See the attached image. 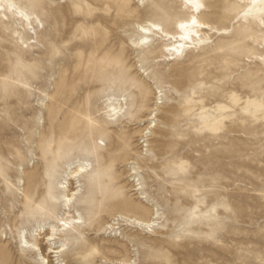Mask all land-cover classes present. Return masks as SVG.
I'll use <instances>...</instances> for the list:
<instances>
[{"label":"rangeland","instance_id":"rangeland-1","mask_svg":"<svg viewBox=\"0 0 264 264\" xmlns=\"http://www.w3.org/2000/svg\"><path fill=\"white\" fill-rule=\"evenodd\" d=\"M15 2L32 20L0 12V264H264V29L250 8L204 0L202 20L228 31L170 60L168 42H133L139 23L188 19L176 0ZM84 161L92 173L69 187L85 223L59 232V256L42 236L44 262L20 234L59 229L57 189ZM154 212L153 232L113 221Z\"/></svg>","mask_w":264,"mask_h":264},{"label":"bare ground","instance_id":"bare-ground-1","mask_svg":"<svg viewBox=\"0 0 264 264\" xmlns=\"http://www.w3.org/2000/svg\"><path fill=\"white\" fill-rule=\"evenodd\" d=\"M0 12L7 15L8 12L13 13V15L22 21L30 22L32 19L30 14L24 11L23 8L19 7L15 0H0ZM144 1V0H142ZM181 4L183 8L189 14L188 19L179 20L174 24L173 32L165 29L159 22L155 21H145L143 23H139L137 26L138 32L140 34V38L138 41L133 42V46L136 49L144 48L145 46L154 47L159 46L162 42L168 44H164L162 53L165 56L170 57V60H175L177 57L184 54L187 50H197L202 48L208 43V40L211 39L210 32L214 34L222 33L225 34L227 29H218L214 27L210 22L202 20V15L205 11V2L204 0H176ZM240 3L246 5L250 8L249 15L245 18V21L250 24H255L259 29H264V0H238ZM262 62H264V56H262ZM110 104H108L109 112L108 117L110 121L114 123H119L121 120L125 119L128 108L126 104H123V101L118 98L110 99ZM108 102V100H107ZM157 118V116H155ZM147 120V119H146ZM154 119H149V125L147 130L152 126V122ZM155 121V120H154ZM156 126V125H155ZM154 127V126H153ZM153 129V128H152ZM147 134V132H146ZM150 134V133H149ZM148 135V134H147ZM146 136V135H145ZM149 137V136H148ZM149 140V139H148ZM144 153V151H143ZM75 164V163H74ZM69 165V168L65 173H69L67 180V184L62 183L63 186L57 189L60 194V202L61 208L63 210V217L59 220V229H55L56 226H53V229H46L43 226H40L37 230H35L31 234V239L28 238L27 233L20 234V243L21 247L24 248L28 252H38L37 256L41 257V260L46 262L45 256L39 252L41 249L39 248L38 241L43 236L45 237L48 249L51 254L59 256L63 254L67 248L65 244L59 245L56 242V238L60 236L59 232H67L80 228L85 222L81 215L75 216V207L78 202V199L81 195V191H79L80 186L70 189L69 182L72 180H79L80 178H86L89 173H92V168L89 166V162L84 161L79 165ZM78 164V163H77ZM135 171V170H134ZM136 181V180H135ZM134 181V182H135ZM139 182V180H138ZM136 192L142 190L141 184H136L133 186ZM153 212V211H152ZM159 212V211H158ZM116 217V216H115ZM120 219L114 218L113 221L125 222L127 224L132 223L133 225H137L145 230H149L150 232L154 231L156 227L157 221L159 220V214L154 212L152 214V218L149 220H143L135 217H127V216H117ZM115 224H110L113 227ZM119 225V224H118ZM52 228V227H51ZM48 262V261H47ZM49 264V262H48Z\"/></svg>","mask_w":264,"mask_h":264}]
</instances>
